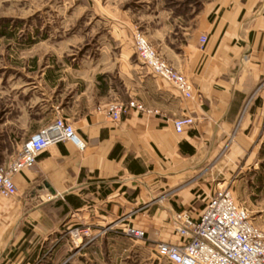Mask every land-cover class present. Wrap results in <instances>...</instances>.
<instances>
[{"label": "crops", "instance_id": "1", "mask_svg": "<svg viewBox=\"0 0 264 264\" xmlns=\"http://www.w3.org/2000/svg\"><path fill=\"white\" fill-rule=\"evenodd\" d=\"M168 19L158 21L153 42L192 83L191 100L140 64L129 26L127 40L113 38V45L106 38L98 57L75 64L77 58L62 56V65L30 76L15 92L13 111L23 140L63 118L86 147L52 145L34 168L14 177L18 194L0 199V264H61L71 250L61 234L70 217L95 235L117 221L127 231V217L134 214L130 206L140 204L143 195L152 208L135 217L142 222L133 228L145 232L144 245L178 243L172 220L187 213L189 196L195 199L191 186L179 191L181 179L208 174L217 161L250 169L260 165L264 0H208L186 23ZM115 100L136 101L145 111L131 110L112 122L105 108ZM184 117L196 124L177 133L174 123ZM52 243L54 255L48 258ZM116 243L110 231L80 250L78 263L95 264L96 255L102 249L115 252Z\"/></svg>", "mask_w": 264, "mask_h": 264}, {"label": "rangeland", "instance_id": "2", "mask_svg": "<svg viewBox=\"0 0 264 264\" xmlns=\"http://www.w3.org/2000/svg\"><path fill=\"white\" fill-rule=\"evenodd\" d=\"M207 1L0 0V33L6 34L0 37V165L9 164L19 156L26 142L20 133L21 127L16 126L18 111H13L12 97L30 76L42 73L49 66L57 68L62 65L58 62L62 56L65 59L77 58L75 64L85 56L98 57L106 38L113 45H116L117 40H127L124 32L127 26L133 30L132 35L142 33L159 53L153 42L154 36H158L155 32L158 21L169 16V23L175 19L186 23L201 12ZM115 52L120 54L122 48ZM67 54L73 56L67 57ZM260 162L255 167L257 169H250V165L242 167L236 162L220 164L217 161L208 168V174L196 173L181 179L179 191L184 186H191L195 197L193 201L190 196L186 199L185 214L196 218L210 192L227 188L237 203L248 210L253 224L264 231V184L260 185L257 179L260 176L264 178V158ZM252 183L255 186L252 187ZM133 192L129 191L131 194ZM140 202L134 208L130 206L134 214L127 217V230L134 229L137 223L142 222V219L135 221L136 216L152 208L145 205L149 201L144 195ZM122 224L117 221L109 228H101L95 235L81 220L70 217L67 225L61 229V234L71 250L64 255L61 264H79L80 250L102 241L110 231L115 234L118 244L115 252L102 249L96 255L99 260L95 264H170L159 258L156 246L144 245L146 235L143 239L135 238L123 231ZM86 230L90 236L83 234ZM77 232L80 233L79 237L75 236ZM55 247L56 243L50 245L48 258L54 255Z\"/></svg>", "mask_w": 264, "mask_h": 264}, {"label": "built area", "instance_id": "3", "mask_svg": "<svg viewBox=\"0 0 264 264\" xmlns=\"http://www.w3.org/2000/svg\"><path fill=\"white\" fill-rule=\"evenodd\" d=\"M206 41L203 37L201 44ZM133 44L140 64L171 84L185 100L193 98L192 83L163 59L142 33L133 35ZM131 110L145 111L136 101L115 100L106 106L105 113L117 123ZM195 124L193 118L184 117L176 120L174 126L177 133H183ZM65 142L73 143L81 151L86 147L73 126L63 118H57L26 141L19 156L9 164L0 165V199L15 197L18 188L14 177L34 168L47 148ZM172 226L180 241L156 244L159 258L170 264H264V231L253 224L248 210L237 203L227 188L216 189L211 194L198 218L177 214ZM127 233L138 239L145 236L137 229H128ZM76 234L79 237L80 233ZM83 234L90 236L88 230Z\"/></svg>", "mask_w": 264, "mask_h": 264}, {"label": "trees", "instance_id": "4", "mask_svg": "<svg viewBox=\"0 0 264 264\" xmlns=\"http://www.w3.org/2000/svg\"><path fill=\"white\" fill-rule=\"evenodd\" d=\"M6 34L5 33H0V37H4ZM264 158V143L262 145V148H261V151H260V159H263ZM262 168L264 169V164H262ZM258 179V182L260 185H263L264 184V178L261 176L257 178Z\"/></svg>", "mask_w": 264, "mask_h": 264}]
</instances>
